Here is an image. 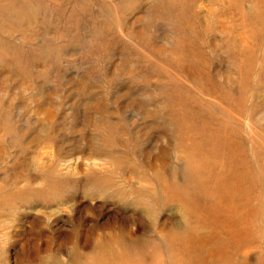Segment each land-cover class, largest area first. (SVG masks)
Returning <instances> with one entry per match:
<instances>
[{"label": "rangeland", "instance_id": "rangeland-1", "mask_svg": "<svg viewBox=\"0 0 264 264\" xmlns=\"http://www.w3.org/2000/svg\"><path fill=\"white\" fill-rule=\"evenodd\" d=\"M228 5L0 0V264L171 263L156 232L189 222L162 196L191 177L182 112L247 139L217 157L264 156V11Z\"/></svg>", "mask_w": 264, "mask_h": 264}, {"label": "bare ground", "instance_id": "bare-ground-1", "mask_svg": "<svg viewBox=\"0 0 264 264\" xmlns=\"http://www.w3.org/2000/svg\"><path fill=\"white\" fill-rule=\"evenodd\" d=\"M228 1L227 8L235 1L241 3L239 19L245 20L248 16V9L245 12L243 8L245 0ZM262 8L264 11L263 5ZM189 109L190 116L182 112L178 138L187 156L185 176L191 177L184 184L175 176L176 182L162 178L163 203L178 202L189 220L180 234L179 228L173 229L171 235L161 229L156 232L161 236L163 248L170 251V264H255L249 257L240 258L254 251H257L256 262L264 264V156L258 147L256 150L248 146L244 147L246 151L232 147L217 157V150L222 151L227 143L247 139L236 132L222 133L212 115L202 117L200 112ZM219 164L222 167L218 168ZM225 190L231 192L230 197L222 193ZM11 199L17 200L14 195ZM157 199L155 196L154 202ZM201 217H205L202 223L198 220ZM225 249L234 252L235 257ZM195 251L202 255H194ZM152 259L154 264H165L155 257Z\"/></svg>", "mask_w": 264, "mask_h": 264}]
</instances>
